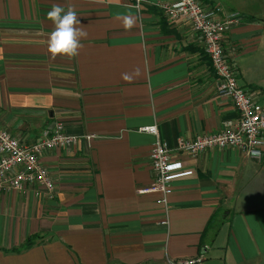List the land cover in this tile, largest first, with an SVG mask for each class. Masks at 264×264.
Returning <instances> with one entry per match:
<instances>
[{"label": "crops", "instance_id": "obj_1", "mask_svg": "<svg viewBox=\"0 0 264 264\" xmlns=\"http://www.w3.org/2000/svg\"><path fill=\"white\" fill-rule=\"evenodd\" d=\"M173 0H0V129L30 145L62 122L72 149L39 161L55 191L0 192V264H264L262 157L210 149L173 152L176 139L233 124L231 102L216 95L202 46L157 6ZM241 21L221 39L235 83L264 107V0H199ZM53 5L73 6L87 38L75 58L47 51ZM123 15L136 18L125 30ZM139 67L131 82L121 74ZM153 126L182 171L170 181L167 209L150 185ZM88 137V138H86ZM264 141V134L261 136ZM164 221V225L159 222ZM38 237L20 249L28 237Z\"/></svg>", "mask_w": 264, "mask_h": 264}, {"label": "built area", "instance_id": "obj_2", "mask_svg": "<svg viewBox=\"0 0 264 264\" xmlns=\"http://www.w3.org/2000/svg\"><path fill=\"white\" fill-rule=\"evenodd\" d=\"M157 7L166 20L185 25L187 30L195 35V39L202 46V54L208 60L209 68L214 74L216 95L228 99L237 113L235 122L233 124L224 122L220 132L196 135L188 140L176 139L173 152L195 158L197 154L210 149L218 151L232 149L241 151L249 159L256 158L251 155L252 151H258L261 158L264 143L257 142H264L261 137L264 134V107L262 109L254 107L249 94L236 85V73L224 58L221 45L222 37L237 25L242 17L234 11L221 14L217 8L203 5L199 0H173ZM62 124V122L54 124L43 138L30 145L22 144L8 132L0 129V192L22 193L28 188L36 187L43 189L47 196L54 193L52 178L39 158L48 150L73 148L76 138L65 133ZM137 131L149 135L152 144L147 154L151 171L150 185L136 190V193L156 195L154 205L165 210L170 194V181L189 175L190 171H182L179 163L172 161L166 146L158 140L155 127L143 126ZM159 224L164 225L165 222L160 221ZM201 256L167 260L165 264H199Z\"/></svg>", "mask_w": 264, "mask_h": 264}, {"label": "clouds", "instance_id": "obj_3", "mask_svg": "<svg viewBox=\"0 0 264 264\" xmlns=\"http://www.w3.org/2000/svg\"><path fill=\"white\" fill-rule=\"evenodd\" d=\"M136 9L141 7L140 0L133 6ZM47 19L52 23V31L48 37L47 51L53 59L57 56L75 58L80 54L84 45L82 39L87 38V32L84 31L73 6L69 5L67 10L60 5H53L51 10L47 12ZM122 26L125 30H131L136 26V18L132 15H123L120 17ZM141 70L135 68L131 73L125 72L121 74V79L131 82L134 78H139ZM258 144L264 142H257ZM253 157L259 158L261 153L252 151Z\"/></svg>", "mask_w": 264, "mask_h": 264}, {"label": "trees", "instance_id": "obj_4", "mask_svg": "<svg viewBox=\"0 0 264 264\" xmlns=\"http://www.w3.org/2000/svg\"><path fill=\"white\" fill-rule=\"evenodd\" d=\"M36 239H38V237H28L27 239H25V241L23 242V245L20 249L16 248V249H12L10 250L11 252H21L24 249L30 248L31 246H33L34 242L36 241Z\"/></svg>", "mask_w": 264, "mask_h": 264}]
</instances>
